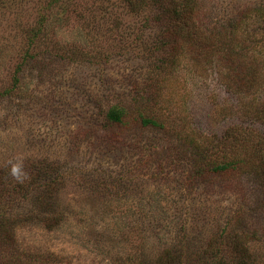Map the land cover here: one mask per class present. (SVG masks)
<instances>
[{
    "label": "rangeland",
    "instance_id": "obj_1",
    "mask_svg": "<svg viewBox=\"0 0 264 264\" xmlns=\"http://www.w3.org/2000/svg\"><path fill=\"white\" fill-rule=\"evenodd\" d=\"M202 3L197 45L128 0H0V264H191L236 230L264 264V0Z\"/></svg>",
    "mask_w": 264,
    "mask_h": 264
},
{
    "label": "trees",
    "instance_id": "obj_2",
    "mask_svg": "<svg viewBox=\"0 0 264 264\" xmlns=\"http://www.w3.org/2000/svg\"><path fill=\"white\" fill-rule=\"evenodd\" d=\"M133 10L136 12L144 13L147 10H152L149 19L147 22L154 21L158 25L161 24L160 19L166 17L167 15V26L169 25V30L176 31V36H182L188 40L185 36L189 38V41H193V44H197L203 41L202 37L206 36L202 34V27L204 25V20L202 13L203 12V3L202 0H128ZM149 7V8H147ZM208 39V38H206ZM206 47L205 44H200L199 48ZM127 111L124 108L115 107L111 109L108 113V118L112 123H122L126 117ZM145 124L157 125L158 122L151 118H145ZM240 135L236 134L233 131V134L230 136L229 142L233 144H241L249 142L248 132L244 129ZM238 130V131H239ZM238 160H230L225 163H220L214 168V170L222 171L228 168H233L238 163ZM52 190L51 184L45 186V188H40V198L46 199L48 192ZM37 198V196H36ZM6 213V214H5ZM5 215L0 217V225L3 227V230H0V240H6L10 236L13 237V233L8 232L7 221V212H4ZM14 230V228H11ZM237 231V230H236ZM231 233L228 238V244L223 242L218 247L215 242H212L207 251L213 255H202L201 253L195 258L196 262H191V264H257L258 260L251 250L246 246L245 235H240L239 232ZM169 251V252H168ZM172 252L166 250L162 253L160 261L166 264H173L174 256L172 257Z\"/></svg>",
    "mask_w": 264,
    "mask_h": 264
},
{
    "label": "clouds",
    "instance_id": "obj_3",
    "mask_svg": "<svg viewBox=\"0 0 264 264\" xmlns=\"http://www.w3.org/2000/svg\"><path fill=\"white\" fill-rule=\"evenodd\" d=\"M10 175L18 182H23L27 178L26 172L23 170V165L20 162L12 163Z\"/></svg>",
    "mask_w": 264,
    "mask_h": 264
}]
</instances>
